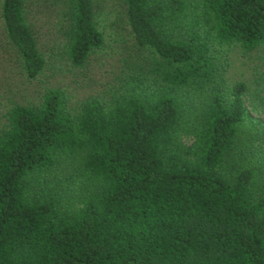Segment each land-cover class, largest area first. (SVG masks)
Listing matches in <instances>:
<instances>
[{
	"label": "trees",
	"instance_id": "16d2710c",
	"mask_svg": "<svg viewBox=\"0 0 264 264\" xmlns=\"http://www.w3.org/2000/svg\"><path fill=\"white\" fill-rule=\"evenodd\" d=\"M122 3L146 67L76 107L48 87L6 111L0 264H264V65L249 86L217 53L262 49L264 61V0ZM48 5L60 52L82 66L103 39L96 0ZM26 12L0 1L32 77L44 57Z\"/></svg>",
	"mask_w": 264,
	"mask_h": 264
},
{
	"label": "rangeland",
	"instance_id": "374dc122",
	"mask_svg": "<svg viewBox=\"0 0 264 264\" xmlns=\"http://www.w3.org/2000/svg\"><path fill=\"white\" fill-rule=\"evenodd\" d=\"M48 1L25 0L27 21L31 23L37 47L44 57V66L35 76L25 75L0 19V130L6 123V111L10 105L37 103L45 88L63 89L67 103L76 107L89 95L102 96L114 90L124 80L126 70L131 69L132 64L142 60L146 67L144 55L148 51L137 47L125 21L122 0H96L95 20L103 39L82 66L71 64L60 52L58 43L62 33L57 28L55 9H49ZM218 51L226 61L225 76L231 80L242 79L249 86L254 72L264 65L257 56L262 49L246 52L228 46L226 51ZM256 115L264 120L263 111Z\"/></svg>",
	"mask_w": 264,
	"mask_h": 264
}]
</instances>
